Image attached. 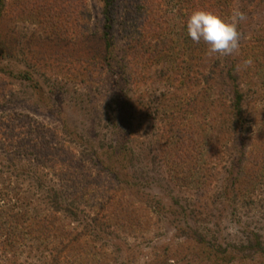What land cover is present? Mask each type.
<instances>
[{
  "label": "rangeland",
  "instance_id": "obj_1",
  "mask_svg": "<svg viewBox=\"0 0 264 264\" xmlns=\"http://www.w3.org/2000/svg\"><path fill=\"white\" fill-rule=\"evenodd\" d=\"M197 9L246 14L237 53L188 37ZM104 11L0 0V264H264V0Z\"/></svg>",
  "mask_w": 264,
  "mask_h": 264
},
{
  "label": "clouds",
  "instance_id": "obj_2",
  "mask_svg": "<svg viewBox=\"0 0 264 264\" xmlns=\"http://www.w3.org/2000/svg\"><path fill=\"white\" fill-rule=\"evenodd\" d=\"M246 19V14L239 9H234L228 20L212 11L197 9L190 13L185 27L188 37L194 43L203 42L210 55L231 56L239 51L238 24ZM252 63L251 59L244 60L237 70L247 69Z\"/></svg>",
  "mask_w": 264,
  "mask_h": 264
},
{
  "label": "trees",
  "instance_id": "obj_3",
  "mask_svg": "<svg viewBox=\"0 0 264 264\" xmlns=\"http://www.w3.org/2000/svg\"><path fill=\"white\" fill-rule=\"evenodd\" d=\"M104 1V5H105V11H104V14H105V19H107V21H109V16H110V8H112V5H113V2H114V0H103ZM258 1H261V0H258ZM105 28V34L107 33L108 34V30L106 29V27H104ZM108 45V44H107ZM214 65L217 67L218 65H217V63L216 64H213L211 67H210V69H206L205 70V72L204 73H212L210 70L211 69H216V67H214ZM209 77V76H208ZM208 79V78H207ZM120 94H119V96L120 97H123V93H121V92H119ZM233 99H231V102H230V104L227 106V110H228V114L230 115V118L231 119H229L228 120V122L226 121L225 122V120H221V119H218V121H217V119L215 118V121H217L218 122V125L219 126H225V125H227V126H233L232 128H233V131L237 134L236 136H234V138H235V140H237L238 141V149H237V151H238V153L239 154H241V148H242V143H241V141H242V137H240L241 136V127H242V125H243V123H242V121H241V119H240V117H241V107H240V105H241V95H240V93L237 91V90H233V97H232ZM117 99H119V101H120V98H117ZM117 99L115 100V102H114V99L111 101V103L112 104H115L116 102H117ZM216 107H218L217 105H214V108H216ZM116 109H114V110H116L115 112H114V114H117V116L119 117V119H121V120H123L124 121V123H125V125L127 126V129H128V127L130 126V124L128 123V121L122 116L123 115V110H122V107H115ZM229 111H230V113H229ZM215 115V116H214ZM218 117L219 115L218 114H216V111L215 110H210V115H208V113L204 110V112H203V118L204 119H207V120H212V119H214V117ZM115 116L113 115V117L112 118H114ZM202 118V119H203ZM204 119H203V121H204ZM205 122V121H204ZM230 124V125H229ZM210 126V125H209ZM229 130H231V129H229ZM4 138V137H3ZM5 139H3V141H4ZM204 145H205V148L206 147H208V144L207 143H204ZM251 145H249L248 147H250ZM211 146H209V148H210ZM243 157L244 156H246V153L244 152L243 153V155H242ZM211 161H208V160H203L202 161V164H204V165H206V167H209L210 165H211V163H210ZM247 170H250V168H249V166L247 167ZM0 173H2V170H0ZM254 173H256V171H253L252 173H251V175H253ZM11 174V173H10ZM249 174H250V171H249ZM11 176L12 177H15V178H17V175H13V174H11ZM237 179H238V177H234L233 178V185H235L236 183H238V181H237ZM237 189H239V187H237ZM50 191H46V193H47V195H50V197H48L49 199H51L50 201L52 202V201H54V203H57V201L58 200H60V197L59 196H57V191H55L54 189H49ZM236 190V189H235ZM48 192H49V194H48ZM239 193V196H240V191H238ZM243 193H244V191H242ZM0 193H1V190H0ZM6 196V195H5ZM58 198V199H57ZM263 250L264 249H261V248H259V249H257V251H259V252H261V253H263Z\"/></svg>",
  "mask_w": 264,
  "mask_h": 264
}]
</instances>
